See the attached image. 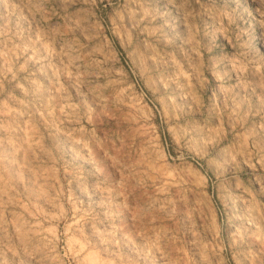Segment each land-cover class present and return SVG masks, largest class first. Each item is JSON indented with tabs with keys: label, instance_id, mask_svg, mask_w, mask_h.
Returning <instances> with one entry per match:
<instances>
[{
	"label": "rangeland",
	"instance_id": "obj_1",
	"mask_svg": "<svg viewBox=\"0 0 264 264\" xmlns=\"http://www.w3.org/2000/svg\"><path fill=\"white\" fill-rule=\"evenodd\" d=\"M0 264H264V0H0Z\"/></svg>",
	"mask_w": 264,
	"mask_h": 264
}]
</instances>
